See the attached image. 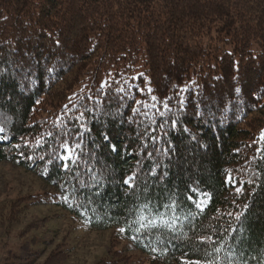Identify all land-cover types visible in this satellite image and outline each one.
<instances>
[{
	"label": "trees",
	"instance_id": "trees-1",
	"mask_svg": "<svg viewBox=\"0 0 264 264\" xmlns=\"http://www.w3.org/2000/svg\"><path fill=\"white\" fill-rule=\"evenodd\" d=\"M5 161L150 264H264V0H0Z\"/></svg>",
	"mask_w": 264,
	"mask_h": 264
},
{
	"label": "rangeland",
	"instance_id": "rangeland-1",
	"mask_svg": "<svg viewBox=\"0 0 264 264\" xmlns=\"http://www.w3.org/2000/svg\"><path fill=\"white\" fill-rule=\"evenodd\" d=\"M55 192L37 174L9 162L0 163V264L9 251L20 253L21 246L28 244L32 251L46 250L42 262L57 247L69 257L64 264H97L101 260H112L115 251L118 264H150L144 255L121 241L112 246L110 228L103 231L88 230L83 222L75 221L54 200L44 204L32 203L39 199L51 198ZM35 196V197H31ZM21 200V212L11 218L12 202ZM201 204L207 199L203 196ZM16 219V220H15ZM122 258V259H120Z\"/></svg>",
	"mask_w": 264,
	"mask_h": 264
},
{
	"label": "snow or ice",
	"instance_id": "snow-or-ice-1",
	"mask_svg": "<svg viewBox=\"0 0 264 264\" xmlns=\"http://www.w3.org/2000/svg\"><path fill=\"white\" fill-rule=\"evenodd\" d=\"M65 158H67V157H65ZM130 182V181H129ZM197 264H199V262H197Z\"/></svg>",
	"mask_w": 264,
	"mask_h": 264
}]
</instances>
